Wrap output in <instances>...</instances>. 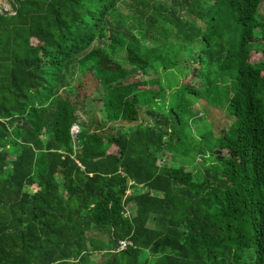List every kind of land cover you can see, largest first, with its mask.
I'll return each mask as SVG.
<instances>
[{
	"label": "trees",
	"instance_id": "obj_1",
	"mask_svg": "<svg viewBox=\"0 0 264 264\" xmlns=\"http://www.w3.org/2000/svg\"><path fill=\"white\" fill-rule=\"evenodd\" d=\"M7 2L0 264H264V0Z\"/></svg>",
	"mask_w": 264,
	"mask_h": 264
},
{
	"label": "rangeland",
	"instance_id": "obj_2",
	"mask_svg": "<svg viewBox=\"0 0 264 264\" xmlns=\"http://www.w3.org/2000/svg\"><path fill=\"white\" fill-rule=\"evenodd\" d=\"M118 8L123 10V5L119 4ZM254 35L257 37L258 33L254 32ZM259 56H260V54L258 52H254L252 55V58L254 60H257V58ZM127 68H129V66L127 64H119L117 66H113V67L109 68V70L111 71V73L115 74V73L119 72L120 70L127 69ZM174 72L176 73V70ZM153 77L155 78V74L150 73V72L145 73V74L137 73L133 76L132 79H134V80L135 79L148 80V79L153 78ZM156 77H157V79H156L157 82H154L151 84L146 83L144 86H141V87L133 86L130 88V90H131V92H136V94L155 93L156 95L166 96V106H168L169 105V102L167 99L168 94H170L172 92V88L180 82L181 78L178 74L170 76V73H167L164 71L159 72L158 75L156 74ZM99 105H100L99 101L86 98L84 100L83 106L78 108L76 110V112H77L79 118H81V119L89 118L92 114H95L96 116H98L100 114V112L98 111ZM197 107L198 106H196V108ZM81 109H83L84 111H82ZM202 111H199V113L197 114L201 118H199V119L196 118L195 122L193 124L189 125V131L193 134H197V133H199V131H203L205 129V126H204L205 121H203L204 119H206V122H207L209 119H211V117H215V125H218V126L227 123V119L225 118L224 114L220 110H219V112L216 111V114H215V112H212V110H209L206 115H205L206 112L203 113L204 111L203 112ZM141 121H142V123L147 124V123L152 122V118L150 116H148L147 114L143 113ZM75 127L76 126H73L72 129L75 130L76 129ZM165 137H166V135H165ZM155 154L158 155V153H155ZM192 160H193V162L189 163L188 160L183 161V158L180 159L179 157H176L175 162H173V165L176 166V165L182 163L184 171L187 172V171L191 170L192 166L195 164H198V166L199 165L201 166L202 163H204V164L208 163L206 161V158H205V161H201L199 156H197V155L196 156L194 155V159H192ZM96 258H97L96 255L91 256V259L93 261Z\"/></svg>",
	"mask_w": 264,
	"mask_h": 264
},
{
	"label": "built area",
	"instance_id": "obj_3",
	"mask_svg": "<svg viewBox=\"0 0 264 264\" xmlns=\"http://www.w3.org/2000/svg\"><path fill=\"white\" fill-rule=\"evenodd\" d=\"M0 12H9V13H12V11H11V8L9 7H5L4 5H1L0 6ZM73 127V126H72ZM76 128V127H75ZM71 130H72V132L74 133L75 131H76V129L75 130H73L72 128H71ZM126 243H129V241H126V240H120V241H118V247L119 248H123L124 246H125V244Z\"/></svg>",
	"mask_w": 264,
	"mask_h": 264
},
{
	"label": "crops",
	"instance_id": "obj_4",
	"mask_svg": "<svg viewBox=\"0 0 264 264\" xmlns=\"http://www.w3.org/2000/svg\"><path fill=\"white\" fill-rule=\"evenodd\" d=\"M6 3V4H5ZM4 5V6H8V8L10 7V4L7 2V0H0V6Z\"/></svg>",
	"mask_w": 264,
	"mask_h": 264
}]
</instances>
